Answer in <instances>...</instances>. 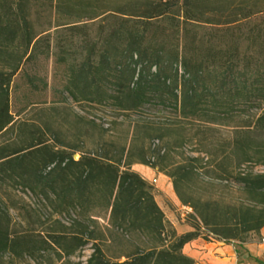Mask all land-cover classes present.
Segmentation results:
<instances>
[{"label": "trees", "instance_id": "16d2710c", "mask_svg": "<svg viewBox=\"0 0 264 264\" xmlns=\"http://www.w3.org/2000/svg\"><path fill=\"white\" fill-rule=\"evenodd\" d=\"M211 1L125 0L98 8L90 0H0V133L14 123L10 96L15 77H25L30 89H45V76L24 68L48 58L52 67L62 69V91L72 100L120 112L160 105L210 124L222 120L237 101L264 103V23L259 27L264 21V0L215 5ZM42 17L44 24L36 27L33 18ZM96 18L102 24L90 40L85 27ZM108 19L114 23H105ZM106 26L110 28L103 32ZM195 27L203 30L197 39ZM170 34H176L172 44L165 37ZM215 35L218 43H213ZM261 119L264 108L257 118ZM45 128L50 130V125ZM56 140L51 145L39 139L1 152L0 173L37 192L50 214L78 210L89 218L90 211L100 208L111 228L148 241L139 240L132 250L119 254L123 260L118 256L111 260L86 225L79 232L45 231L11 238L0 232V251L38 261L51 249L59 261L91 241L93 251L86 264H193L182 247L200 236L201 227L210 233L208 238L230 240L243 239L264 226V173L237 172L231 184L219 182L228 180L231 172L224 163L239 158L252 161L244 151L208 152L204 161L182 152L180 159L173 160L170 148L158 138L138 148L137 161L165 173L179 201L191 208L188 217L193 230L177 234L167 225L152 187L130 169L133 153L129 148L100 143L74 159L67 150L74 146ZM182 142L177 135L173 148ZM43 150L38 162H27L30 154ZM254 163L264 164V160ZM200 168L210 172L209 179L201 177ZM219 186L239 190L248 202L222 200L214 193Z\"/></svg>", "mask_w": 264, "mask_h": 264}, {"label": "rangeland", "instance_id": "374dc122", "mask_svg": "<svg viewBox=\"0 0 264 264\" xmlns=\"http://www.w3.org/2000/svg\"><path fill=\"white\" fill-rule=\"evenodd\" d=\"M90 1L91 4L101 8L106 3H123L125 0ZM236 1L239 0H213L211 4L235 3ZM45 20L44 17L38 20L33 18L36 27L44 24ZM113 20L108 19L105 23L112 24ZM255 20L258 22L257 19ZM263 23L264 21L260 20V28ZM101 24L99 18L88 20L85 27L87 38L94 40ZM109 28L106 26L103 28V32ZM195 31L197 39L203 30L195 27ZM165 37L169 44L176 41L174 40L176 34L165 35ZM216 39L217 35L212 37L213 43H218ZM55 41L53 38V44ZM195 43L198 42L195 41ZM245 43L243 42V44ZM33 64H36L35 68ZM25 66L24 69L31 72L30 74L37 69V75L45 76L48 85L45 89L36 91L24 83L25 77H15L14 83L11 85L10 96V110L14 123L0 133V153L22 148L29 142L39 139H47V142L53 145L57 138L56 142L60 141L64 145L74 146V150L67 149L68 152H72L74 159L79 158L82 150L96 148L100 143L112 144V148L125 145L133 153L131 156L132 163H134L132 170H135L134 168L147 166V164L137 161L138 148L142 145L146 147L151 139L158 138L166 145V148H170L169 154L173 160L180 159V152L184 155H199L204 161H206L208 152L220 155L223 152L231 154L232 150H236L237 152L244 151L250 155L252 161H242L239 158V161L231 159L223 164L225 169L231 171L228 180L219 181L224 185L231 184L232 176L237 172L243 174L247 172L264 173V164L254 163V160L257 159L264 160V119L257 120L264 108L263 102L255 105L250 102L237 101L228 112L222 114L224 116L222 120L210 124L199 117H183L175 109L160 105L146 104L134 111L120 112L110 106L72 100L62 91L64 82L62 69L52 67V58L35 63L30 62ZM154 69L153 66L152 70ZM87 120H93L95 123L88 124ZM45 124L50 125V130L45 128ZM54 135H56L55 138ZM177 135L183 137V142L181 146L173 148L172 143ZM155 142L157 141L155 140ZM255 149L258 150V153H254ZM44 153L43 150L30 154L27 162H38ZM247 155L245 156L247 157ZM201 164L203 166V161ZM212 165L209 167L212 168ZM205 170V168H200L199 172L201 177L206 180L209 179L210 172L205 173ZM6 174L0 173V232L3 235L8 234L11 238L24 234L43 235L45 231L79 232L87 225V230H93V235L97 237V244L111 260H116V256L119 260H123L124 257H119V254L132 250L134 244L139 240L148 241L146 237L111 228L107 215L103 214V210L100 208L90 211L89 213L92 215L89 218L78 210L50 214L45 200L37 192L29 191L20 185L17 179ZM156 178L157 173L153 178L146 179L152 187V193ZM168 182H171L170 178H168ZM215 188V195L226 202L231 200L248 202V196L233 187L219 186ZM181 204L166 202L169 209L167 215L173 219L176 226L164 216L167 225L177 234H181L179 231L182 225L191 227L188 231L193 230L192 220L188 217L191 208ZM199 232V237L202 239L206 240L208 239L206 236H211L205 228L201 227ZM92 244L91 241L86 242L72 255L59 261L56 260V255L51 249L47 250L42 257H38V261L27 255H15L9 251H0V264H40L39 262L47 264L49 260L53 264L61 262H63L62 264H86L87 258L93 251Z\"/></svg>", "mask_w": 264, "mask_h": 264}, {"label": "crops", "instance_id": "0c3cea01", "mask_svg": "<svg viewBox=\"0 0 264 264\" xmlns=\"http://www.w3.org/2000/svg\"><path fill=\"white\" fill-rule=\"evenodd\" d=\"M180 3V0H179ZM131 163L130 169L132 170ZM146 180L153 178L157 173L153 197L164 216L176 226V223L167 215L166 202L180 203L168 176L157 167L143 166L134 168ZM182 205V204H181ZM183 206V205H182ZM169 215H172L169 213ZM191 227L182 225L180 233ZM182 253L193 259V264H264V226L258 231L247 234L243 239H202L197 237L185 243Z\"/></svg>", "mask_w": 264, "mask_h": 264}]
</instances>
